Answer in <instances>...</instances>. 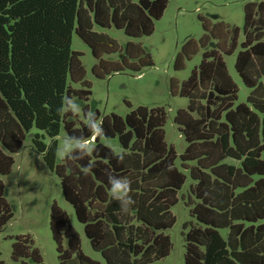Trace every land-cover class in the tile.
<instances>
[{"label":"trees","instance_id":"1","mask_svg":"<svg viewBox=\"0 0 264 264\" xmlns=\"http://www.w3.org/2000/svg\"><path fill=\"white\" fill-rule=\"evenodd\" d=\"M167 3L0 0V175L10 173L12 154L35 129L33 149L58 176L65 201L83 225L91 248L103 259L82 252L79 234L66 212L52 203L49 228L59 264H68L73 256L79 264H166L160 261L169 254L171 242L164 231L175 222L171 207L186 180L182 170L193 181L194 198L186 202L194 221L184 225L183 264H264V0L246 1L243 7L244 40L234 66L249 88L246 102L235 103L238 88L222 57L235 50L239 28L228 29L229 44L222 39L207 49L218 33L208 34L209 27L202 21L205 33L199 44L205 50L200 63L179 86L170 82L171 94L188 100L173 118L186 142L181 154L164 140L163 107L139 105L124 116L100 115L95 110L105 132L98 138L91 137L84 122L76 125L69 119L73 114L58 111L65 96L86 101L91 95L80 53L71 48L72 33L96 59L91 67L95 77L140 72L153 65L140 43L128 41L121 47L93 28L114 27L132 38L148 36ZM195 51V42L188 39L175 56L174 69L183 68L184 59ZM114 53L118 59L103 58ZM75 83L80 87L75 88ZM60 124L66 135L83 134L95 144V152L82 160L56 163ZM45 135L51 139L48 144ZM101 138H117L123 161ZM89 164L91 170L85 173ZM109 175L130 181L135 204L126 215L109 195ZM12 216L0 180V231ZM13 238L14 263L44 264L28 234Z\"/></svg>","mask_w":264,"mask_h":264},{"label":"rangeland","instance_id":"2","mask_svg":"<svg viewBox=\"0 0 264 264\" xmlns=\"http://www.w3.org/2000/svg\"><path fill=\"white\" fill-rule=\"evenodd\" d=\"M246 1L261 0H168L163 15L154 21L153 32L139 38L128 37L121 29L114 27L94 26L95 31L106 33L121 47H124L128 41L140 43L153 61L152 66L145 67L140 72L123 71L112 73L104 78L95 77L91 67L96 59L92 56L87 44L77 34L72 33L71 48L80 53L79 58L85 69V79L91 85L89 99L80 100L81 104L86 105L88 110H97L100 115L113 112L120 116H124L139 105L149 108L163 107L166 114L163 126L164 140L174 147L177 155L181 154L186 142L173 118L177 109L186 108L188 100L177 94L172 95L170 82L173 80L179 86L180 82L189 76L192 68L200 63L205 50L199 44L200 38L205 33L202 21H205L209 27L208 34L212 30L218 33L216 38H211L207 49L214 47L222 39L229 44L228 29L239 28L235 50L231 54L222 53V57L229 75L238 88L235 103L246 102L249 88L244 85L234 66L240 43L244 40L243 7ZM188 39L195 42L196 51L190 55L189 59H184L183 68L175 70V56ZM103 58L116 60L119 54L104 55ZM261 82L264 84V76ZM73 86L78 88L80 84L75 83ZM69 119H73L76 125H79V122H85L83 112L73 114ZM35 131L32 129L28 132L20 149L12 154L14 162L10 173L0 175V180L4 185V196L13 212L10 221L0 231V261L6 264H16L10 257L13 237L28 234L34 246L40 251L44 264H59L56 245L49 228L50 207L52 203H56L66 212L70 224L78 232L82 252L92 259L103 262L100 253L91 248L83 232V225L77 221L72 206L65 201L58 176L47 168L40 154L33 149L31 136ZM65 136L66 132L60 124L56 136L57 149ZM50 140L45 135L44 142L48 144ZM101 142L117 153L122 150L117 138H101ZM55 159L56 163L62 162L57 156ZM176 165L180 168L179 158L176 159ZM182 171L186 175V180L178 191L177 203L171 207L175 222L164 231L171 242L169 254L160 261L166 264H183L186 230L184 225H187L189 221H194L186 204L189 200H194L190 193V185L193 181L189 178L187 171ZM63 246L66 247L65 238ZM68 264H79V262L73 256Z\"/></svg>","mask_w":264,"mask_h":264},{"label":"clouds","instance_id":"3","mask_svg":"<svg viewBox=\"0 0 264 264\" xmlns=\"http://www.w3.org/2000/svg\"><path fill=\"white\" fill-rule=\"evenodd\" d=\"M65 114H81L85 116L84 128L91 134L92 138H98L105 135L103 128V120L97 119V114L94 110L85 111L79 98H71L65 96L63 99L62 107L58 109ZM96 150L94 143L90 142L83 134L81 135H66L56 150V156L59 161H78L87 156H90ZM116 158L123 161L124 154L118 153ZM92 165L84 166V172L87 173L91 170ZM71 173L72 169H67ZM108 191L112 200L119 203L120 211L122 214H127L132 210L135 204L134 199L130 195L131 185L126 177H117L109 175Z\"/></svg>","mask_w":264,"mask_h":264}]
</instances>
